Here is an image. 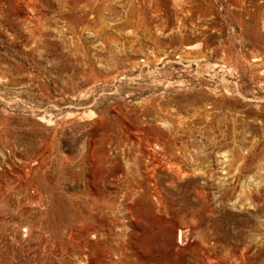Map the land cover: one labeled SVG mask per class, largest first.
I'll return each instance as SVG.
<instances>
[{"label":"rangeland","instance_id":"rangeland-1","mask_svg":"<svg viewBox=\"0 0 264 264\" xmlns=\"http://www.w3.org/2000/svg\"><path fill=\"white\" fill-rule=\"evenodd\" d=\"M0 264H264V0H0Z\"/></svg>","mask_w":264,"mask_h":264}]
</instances>
